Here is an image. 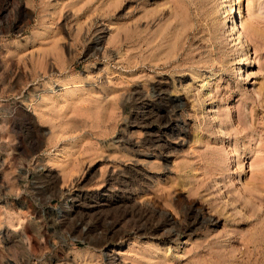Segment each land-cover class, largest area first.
<instances>
[{
	"label": "rangeland",
	"instance_id": "obj_1",
	"mask_svg": "<svg viewBox=\"0 0 264 264\" xmlns=\"http://www.w3.org/2000/svg\"><path fill=\"white\" fill-rule=\"evenodd\" d=\"M233 1L0 0V264H264V0ZM133 206L180 235L70 230Z\"/></svg>",
	"mask_w": 264,
	"mask_h": 264
},
{
	"label": "bare ground",
	"instance_id": "obj_2",
	"mask_svg": "<svg viewBox=\"0 0 264 264\" xmlns=\"http://www.w3.org/2000/svg\"><path fill=\"white\" fill-rule=\"evenodd\" d=\"M231 2H232V4H231V10H234L235 11V13H237V12H241V6H239L238 7V9H236L235 10V7L233 6L234 5V1L233 0H231ZM237 5H239L240 4V0H237V2H235ZM226 11H228V10H226ZM225 11V12H226ZM224 12V13H225ZM242 13V12H241ZM245 13V12H244ZM238 15V14H237ZM240 21H242L241 23L243 24V20H240ZM241 25V24H240ZM241 27V26H240ZM243 31V30H242ZM231 32H232V34L234 35V36H237V41H238V43H237V45H238V47L240 46V48H241V50L243 51L244 50V47H245V41H244V39H243V34L241 33V30L239 29V24L237 23V21L236 22H234L233 21V23H232V25H231ZM230 33V32H229ZM230 35V34H229ZM246 37V36H245ZM246 40V39H245ZM99 44V43H98ZM239 48V49H240ZM240 50V51H241ZM246 50H248V49H246ZM238 54H240V53H238ZM237 56H240L239 57V60H240V62H239V64H240V66L239 67H237V69H235L237 72V74L241 77V75L242 74H244V72H245V70L246 69H244L243 70V66L241 65V64H244V65H247V64H249L251 61H250V55L248 56V52H245V50L243 51V54H241V55H237ZM239 60H237V62L239 61ZM245 68V67H244ZM235 73V72H234ZM199 75V74H198ZM243 78V77H242ZM234 79V78H233ZM244 79V78H243ZM235 80H236V78H235ZM242 80V79H241ZM197 82V81H196ZM239 84V83H238ZM237 84V85H238ZM240 85V84H239ZM238 85V86H239ZM137 96V95H136ZM162 96V95H161ZM142 97H144L143 95H142ZM137 98H138V96H137ZM145 98V97H144ZM135 99V98H134ZM162 99V98H161ZM167 98L165 97V101L167 102V103H165V105L166 104H171V105H173L174 103L171 101V100H166ZM142 100H143V98H142ZM151 110H153V109H151ZM150 110V111H151ZM152 112H154V111H152ZM157 114H158V112H157ZM234 117V116H233ZM231 118V117H230ZM177 120V119H176ZM229 120V119H228ZM232 120V119H231ZM227 121V120H226ZM233 121V120H232ZM168 123H169V120L167 121ZM164 123V122H163ZM228 123H229V121H228ZM246 159V158H245ZM234 160H235V158H234ZM244 160V159H243ZM229 161V160H228ZM233 163V162H232ZM247 165V164H246ZM225 166V165H224ZM230 166V165H229ZM247 167H248V165H247ZM243 170V169H242ZM231 171V170H230ZM230 171H229V173H230ZM234 171V170H233ZM228 172V171H227ZM246 173V172H245ZM39 183H40V181H38ZM42 182V181H41ZM41 184V183H40ZM45 184V183H44ZM43 184V185H44ZM43 185L42 186H39L40 188L41 187H43ZM54 185H56V184H54ZM38 187V186H37ZM38 187V188H39ZM43 189V188H42ZM41 189H38V191H40ZM46 192H48L47 190H46ZM50 192V191H49ZM43 193V192H42ZM43 194H45V193H43ZM44 196V195H43ZM81 202V201H80ZM74 211V210H73ZM66 212V211H65ZM63 213V212H62ZM72 213H66V215L65 216H67V215H71ZM87 214V213H86ZM123 215H122V217L121 218H119L118 220H116L115 222H113V225H111L110 227H106L102 232H101V234H100V237L98 236V234H97V230H99V225H97V224H90L89 222H86L85 221V218H81V219H79V222H77L76 221V223H74L73 224V222H72V226H70V230L72 231V233L73 234H75L74 236H76V237H78V238H84V239H90V238H92V237H94V238H96V239H100V240H103L104 242L106 241V240H108L109 238H111V237H113L115 234H116V232H119V231H116L115 230V228L116 227H118L119 225H122L123 226V223H127L128 225H126V226H129L130 228H131V230H135V231H141V230H144V231H148V230H150V232L152 231V230H155V231H158V230H164L165 231V229H168V227L171 225V221H170V219L168 218V217H166V215L164 216V215H161V214H159L154 208H152V207H132L131 209H128L127 208V210L126 211H124V213H122ZM84 215V214H83ZM82 214H81V216H83ZM85 216V215H84ZM186 216L187 217H192V218H195V219H197L198 218V214L197 213H195L193 210H189V211H187V213H186ZM72 217V216H71ZM71 217H69V220H70V218ZM87 217V216H86ZM68 218V217H67ZM66 220V219H65ZM72 220V219H71ZM87 220V219H86ZM71 224V223H70ZM83 224H86V226H85V228L84 227H81ZM63 226H65L66 225V221H64L63 222V224H62ZM67 226V225H66ZM66 228V227H65ZM124 228H126L125 226H124ZM169 228H171V229H168L169 230V233L168 232H166V234H174V235H176V236H179L180 235V233H181V230L179 229V228H177V229H175V228H173L172 226H170ZM173 228V229H172ZM168 230H166V231H168ZM149 232V231H148ZM152 233H154V232H152ZM162 233H164V232H162ZM120 235V234H119ZM162 235V234H161ZM168 237V236H167ZM95 244V243H94ZM100 245V244H99ZM113 257V256H112ZM108 259H109V261H110V263L111 264H117L116 263V261H115V259H113V258H111V257H108ZM109 263V264H110Z\"/></svg>",
	"mask_w": 264,
	"mask_h": 264
}]
</instances>
